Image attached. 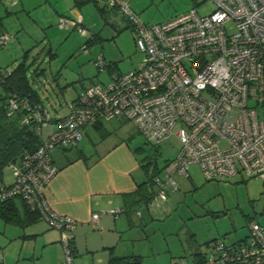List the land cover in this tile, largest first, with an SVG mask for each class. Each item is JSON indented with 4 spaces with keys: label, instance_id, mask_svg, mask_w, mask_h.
<instances>
[{
    "label": "built area",
    "instance_id": "built-area-1",
    "mask_svg": "<svg viewBox=\"0 0 264 264\" xmlns=\"http://www.w3.org/2000/svg\"><path fill=\"white\" fill-rule=\"evenodd\" d=\"M106 1L129 21L143 53L141 66L80 91L53 132L8 164L11 182L0 183L1 201L19 197L61 231L65 264H72L68 244L75 219L50 210L43 190L58 172L52 152L76 146L85 126L125 119L152 145L170 136L179 141L178 154L164 167L166 178L153 179L157 204L167 199V187L177 188L173 175L187 176L192 164L206 180L237 173L264 179V0H207L213 4L207 14L190 8L157 23L142 22L128 0ZM58 25L87 35L80 18L60 17ZM11 37L0 34V48ZM94 62L99 70L107 65L102 55ZM6 107L9 114L25 108L23 122L34 121L39 133L51 121L45 107L17 93L7 98ZM98 217L93 214L94 223ZM248 229L244 241L212 243L203 264H264V227L250 220ZM171 264L194 263L181 258Z\"/></svg>",
    "mask_w": 264,
    "mask_h": 264
},
{
    "label": "rangeland",
    "instance_id": "rangeland-1",
    "mask_svg": "<svg viewBox=\"0 0 264 264\" xmlns=\"http://www.w3.org/2000/svg\"><path fill=\"white\" fill-rule=\"evenodd\" d=\"M36 4L37 0H29L25 4L29 10L18 5L11 14H7L5 5L0 3L1 26L12 36L0 49V68L12 69L28 51V80L37 90L51 118L63 114L65 103L74 98L82 87L108 82L114 73L141 66L143 53L135 44L133 29L125 18L110 12L109 6L100 5L106 11L103 15L92 5L83 6L85 20L82 25L87 30V35H83L77 29L66 31L57 23H53V27L42 25L39 12L42 8ZM144 4L145 10L137 14L144 23H157L190 8H196L201 15L213 8L212 2L207 0H145ZM226 28L233 30L234 25L228 23ZM93 35L99 38L87 46L91 50L89 54L85 53L84 42ZM96 55L117 64V69H97L92 62ZM67 84L70 85L63 88ZM118 120L104 121L108 133L103 139L99 131L93 129L86 139L83 135L80 144L85 145L86 151L96 153L102 150L101 146L126 140L131 147L140 148L149 173L152 169H161L166 158L172 159L178 154L180 143L174 136L155 147L146 142L130 121ZM51 125L49 122L42 127L40 135L43 139L53 132ZM4 173V182L10 183V172L6 170ZM188 173L190 177L182 176V186L177 192H172V198L164 204L167 208L152 209V217L161 212V219L156 220L147 212L143 213L142 219L133 214L130 233L122 231V239L130 240L137 250L135 252L142 256V264H167L161 261L169 256H182V243L192 244L197 236L218 232V237L223 235L230 242L249 233L250 220L264 225V179L237 173L224 180H206L197 164L190 165ZM23 218L24 214L17 222H6L0 217V264H65L62 243L61 258L57 260L58 250L48 246L43 251L41 235H35L34 239L30 237L36 225L27 226ZM122 248L119 249L120 254L132 253V246L126 253L121 251ZM189 256L184 255L183 258Z\"/></svg>",
    "mask_w": 264,
    "mask_h": 264
},
{
    "label": "crops",
    "instance_id": "crops-1",
    "mask_svg": "<svg viewBox=\"0 0 264 264\" xmlns=\"http://www.w3.org/2000/svg\"><path fill=\"white\" fill-rule=\"evenodd\" d=\"M4 1L5 0H0V3H3L5 5V12L7 14H11L14 8L18 5L21 7V9H25L27 7L25 4L29 3V0ZM23 1L25 3H22ZM129 1L132 10L136 14H138L139 11H144L146 8V4H144L145 0ZM36 5L37 7L42 8V10L39 11L41 12L40 15L42 18V21H40V23L45 26L50 25L51 27L54 26L53 23H57L58 25V19L60 17L80 18L84 23L85 12H82L83 6H94L100 15H103V13L106 11L104 10V12L101 13L98 10V7L100 5H105L106 7L109 6L106 0H99L98 6H95L93 3L89 2L82 5L80 8L74 6V0H37ZM109 8L110 12H114L117 15L115 10L111 6H109ZM58 27L63 28L69 32L72 30L70 28L61 27L59 25ZM41 29L43 30L44 27L42 26ZM0 31L4 33L7 32V30L5 28H2V26L0 28ZM94 41L95 39H91V37L88 38L84 42L85 49L88 48L87 46L92 45ZM83 51L89 54L91 50H88V52H86L83 48ZM96 57L97 55L92 60L94 65ZM33 62L34 59L32 60V63ZM57 74H59V72ZM69 85L70 84H67L63 88H66ZM84 88L86 87H82L77 92L74 98L65 103L66 111L63 114L56 116V118H51L50 122L52 124V130L56 128V121L68 112L67 104L75 100L79 92ZM40 101V105L45 107L42 103L41 98ZM104 121L102 124L103 130H105ZM93 129H95L93 125L84 127V139L88 137L89 133H91ZM84 146L85 145L80 144L79 142L75 147L71 149L54 150L55 152H52L53 160L58 166V172L54 175V177L50 179L43 190V197L50 210L59 215H68L75 219L76 224L72 232V242L74 248L73 256L75 257L74 264H107L111 255H138V253L135 252L137 251L135 246L130 243V240L124 241L122 239V231L130 233V228L133 226V214H135L136 217L142 219L144 212H147L152 217V209L158 210L164 208L165 210L167 207L164 204L172 198V192H177L179 190V187L182 186V175H173L174 179L177 182V188L173 190L167 187L168 194L166 200L159 201L158 204L156 203L157 185L153 183L155 194L153 195L151 200L147 203H134L133 194L137 190L138 184L145 181L147 179V175L149 174V168L146 165L147 163L145 162L144 158H141L142 156L140 154V148L131 147L126 140L117 141L112 144H108L107 146H101L102 150L96 153L86 151ZM152 171H154V169H152ZM155 176L160 177L161 179H165L166 173L164 171V167L161 168L159 173ZM183 177L189 178L190 175L188 173L187 176ZM15 201L20 215L24 214V216H26L24 206L22 205V202H24L25 204L26 202L19 198H16ZM26 206L31 211L37 213V219L26 224L27 226L36 225L35 232L30 237H33L34 239L35 235H41V237L43 238V247L45 248L43 249V251H45L46 247L48 246L49 248L54 247L58 250L57 260H60L61 231L53 227L45 218L40 216L38 211L32 210L27 204ZM111 209H118L119 211L118 213L114 214L110 212ZM94 213L99 214L97 223H94L92 220V216ZM152 218H155L156 220L161 219V212H158V214L156 216L154 215V217ZM259 224L264 227L262 223ZM217 234L212 233L208 236H197L194 238L195 241L192 244L190 243L189 245H185L182 243V256H169V258L167 257L163 259L161 263L171 264L172 261L176 262L180 259V257L183 258L184 255L191 256L192 254L197 252H200L204 256H206L211 251L212 243L217 240H221L226 244H233L239 241L246 240L248 236V232H246L244 235H240L234 240L228 242L225 240V237H223V235L218 237ZM131 246L133 247L132 253L127 252V254L125 251H127V248H131ZM121 247H123L121 251H124L126 254H120L121 252H119V249ZM158 263L160 264V262Z\"/></svg>",
    "mask_w": 264,
    "mask_h": 264
},
{
    "label": "trees",
    "instance_id": "trees-1",
    "mask_svg": "<svg viewBox=\"0 0 264 264\" xmlns=\"http://www.w3.org/2000/svg\"><path fill=\"white\" fill-rule=\"evenodd\" d=\"M98 1L99 0H74V6L80 8L82 5L89 2L93 3L95 6H98ZM98 10L101 13H103L105 10L104 6L102 7L99 6ZM126 21L128 22V25L131 27L129 21L127 19ZM1 25L2 24L0 18V28ZM2 33L4 32L0 31V34ZM98 38H99L98 35H93V37H91V39H95V40L96 39L98 40ZM27 56H28V51H25L21 58V61L11 70L0 69V78H1L0 81V183L3 184H5L4 172L7 170L11 174V171L7 168L8 164L13 161L19 160L20 157L25 152H31L35 150L41 143V135L35 129L36 123L34 121H30L29 123L23 122V119L27 116L28 113L27 110L25 108H21L9 114L6 107L7 98L11 96L12 93H17V95L19 96L26 97L29 103H31V105H37L40 104L41 102L37 91L32 87L27 77V71L29 67V64L26 63ZM106 67L109 68L110 71H112L113 69H117V64H114L112 62H107ZM102 124L103 121H99L93 124V126L97 131H99L100 137L104 138L108 132L103 130ZM154 146L156 147L159 145H154ZM71 148L73 147H67L64 148L63 150H68ZM170 160L171 159H166L163 167H165V165ZM160 170L161 169L159 168L154 169V171H152L147 175V179L145 181L138 184V188L133 194L134 203H141V202L147 203L151 200V198L155 194L153 179L155 175L159 173ZM16 198L19 197H12L2 201L0 200V217L3 218L6 222H17L21 220V215L19 213L15 201ZM22 203H23L22 205L24 206V211L26 212L25 213L26 216L23 219L25 221L28 220L25 223L28 224V222L36 220L37 213L31 211L24 202ZM68 246L70 249V255L71 257H73L74 248H73L72 237L69 240ZM188 258L192 260L194 264H203L205 256L202 253L197 252L192 254ZM141 262H142V257L140 255H134V254L126 255V256L111 255L109 257L107 264H141Z\"/></svg>",
    "mask_w": 264,
    "mask_h": 264
}]
</instances>
